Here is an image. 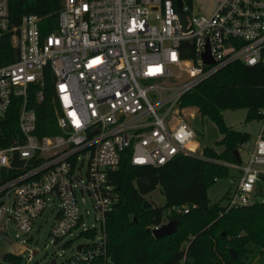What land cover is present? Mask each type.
<instances>
[{
    "label": "built area",
    "instance_id": "2783aa9c",
    "mask_svg": "<svg viewBox=\"0 0 264 264\" xmlns=\"http://www.w3.org/2000/svg\"><path fill=\"white\" fill-rule=\"evenodd\" d=\"M204 11L182 0L183 25L173 0H64L56 27L45 33L41 16L23 14L15 23L9 0H0V43L14 50V59L0 64V123L13 99L22 100L18 133L6 144L0 136V230L8 239L10 225L25 234L47 212L55 240L85 242L46 264L112 263L106 220L119 197L109 175L122 153L129 149L133 165L154 168L178 154L199 157L189 149L195 113L184 109L183 96L227 64L264 65V0H215ZM47 71L59 133L39 135L27 95L38 84L43 99ZM259 114L258 137L240 146L247 159L224 162L237 172L227 208L251 203L264 175V107ZM15 151L21 166L12 165ZM12 241L28 250L26 241ZM19 257L0 264H20Z\"/></svg>",
    "mask_w": 264,
    "mask_h": 264
},
{
    "label": "trees",
    "instance_id": "16d2710c",
    "mask_svg": "<svg viewBox=\"0 0 264 264\" xmlns=\"http://www.w3.org/2000/svg\"><path fill=\"white\" fill-rule=\"evenodd\" d=\"M177 1V0H173ZM186 1V0H184ZM191 1V0H187ZM64 0H9L12 20L23 14L43 18L41 29L48 33L56 27L58 12ZM8 42L0 43V64L14 59ZM193 54L183 53V57ZM44 97L38 100V84H31L27 101L36 112L39 135L59 133L56 126L54 79L47 71L43 83ZM189 100L192 102L189 103ZM20 98H14L6 117L0 123L2 144L18 133L17 115ZM181 104H192L214 124L221 134L215 142L220 149L206 146L203 157L178 154L160 167L136 166L130 161V150L121 156L119 166L110 172L119 201L106 220L108 253L111 264H252L264 259V182L257 183L254 199L247 205L227 208L231 188L211 203L207 190L219 177H228L227 165L236 163L234 151L250 139L247 132L227 126L222 112L246 109V121L261 119L264 107V65L227 64L183 96ZM158 175L164 204L157 205L139 194L138 177ZM234 177V176H232ZM195 205L189 212H176L173 207ZM177 220L174 233L155 238V225ZM186 245H183V243ZM234 250L233 259L228 250ZM264 264V262L259 263Z\"/></svg>",
    "mask_w": 264,
    "mask_h": 264
},
{
    "label": "rangeland",
    "instance_id": "374dc122",
    "mask_svg": "<svg viewBox=\"0 0 264 264\" xmlns=\"http://www.w3.org/2000/svg\"><path fill=\"white\" fill-rule=\"evenodd\" d=\"M214 1L215 0H192L193 10L197 13H204V8L211 9ZM190 102H192V100H189V103ZM183 107L185 110L195 113V117L190 119V123L196 129L197 136L194 141L195 144L190 145L189 147L190 151L199 155V157H203V149L206 146L213 147L214 149H220L215 146V142L221 138V134L217 129L216 124L205 116H202L200 112H198V109L195 106H192V104H183ZM222 115L227 126L237 131L247 132L250 135V139L246 142V145L251 147L260 133L262 121L260 119L246 121V109L244 108L227 109L222 112ZM247 157L248 155L246 152H241V158L243 161H245ZM84 169L85 168L83 166L82 171H84ZM228 175L229 176L226 178H217L209 186L207 195L211 203L219 201L231 187H234L235 181L232 176L237 175L236 170L229 168ZM145 197L157 205L164 204V196L161 193L159 186L147 193ZM262 200H264V196H262ZM221 202L224 204L225 200H222ZM87 209L91 211L89 205H87ZM87 221L92 223V215H89ZM51 225L52 215L45 212V214L35 220L32 229L25 234L21 235L12 225L9 226L10 228L6 235L11 238V240H24L28 244V250L20 254V259L18 260L20 264H46V259L49 256L59 254L68 255L70 251L74 249L76 244L85 242L84 238L76 237L71 240V246H64L63 241L55 240L50 234ZM183 245H186V243L184 242ZM35 247H38L40 252L33 255L32 250H34ZM262 262H264V259L256 258L252 264H259Z\"/></svg>",
    "mask_w": 264,
    "mask_h": 264
},
{
    "label": "water",
    "instance_id": "95a60500",
    "mask_svg": "<svg viewBox=\"0 0 264 264\" xmlns=\"http://www.w3.org/2000/svg\"><path fill=\"white\" fill-rule=\"evenodd\" d=\"M176 7L180 12V20L183 25H185V15L182 13V0L176 1ZM206 62H210L208 55H204ZM235 159L237 162H240V154L238 150L234 151ZM24 162V159H19L17 151L14 152V159L12 161L13 166H21ZM260 180L264 182V175L260 176ZM159 185V177L158 175H148L138 177L135 180V186L139 192V194L145 196L150 191L154 190ZM177 220H170L158 228L152 230V233L155 238H161L167 235L174 233L177 229ZM25 244L16 243L10 239H8L4 233L0 230V259H4L8 256H18L26 250ZM231 257L234 259L236 254L234 250H228Z\"/></svg>",
    "mask_w": 264,
    "mask_h": 264
},
{
    "label": "crops",
    "instance_id": "0c3cea01",
    "mask_svg": "<svg viewBox=\"0 0 264 264\" xmlns=\"http://www.w3.org/2000/svg\"><path fill=\"white\" fill-rule=\"evenodd\" d=\"M197 108V107H196ZM248 142V141H247ZM239 154H240V156H241V152H240V150H239ZM224 163V162H223ZM227 163H230V162H227ZM236 174H237V172H236ZM236 175H234V177H235ZM233 178V177H232Z\"/></svg>",
    "mask_w": 264,
    "mask_h": 264
}]
</instances>
